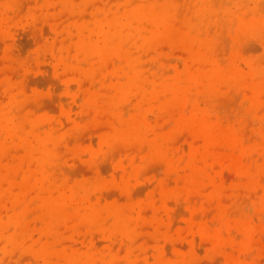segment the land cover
<instances>
[{"label":"bare ground","instance_id":"obj_1","mask_svg":"<svg viewBox=\"0 0 264 264\" xmlns=\"http://www.w3.org/2000/svg\"><path fill=\"white\" fill-rule=\"evenodd\" d=\"M94 1L93 4L92 0L89 3L94 5L96 2L97 4L98 0ZM100 1L97 5L100 4ZM112 1L110 0L109 4H107L108 0L107 2L101 1L105 4L96 6V11L99 13L96 14L94 10L91 17L88 16V18L90 17L88 20L84 18L85 10L82 18L80 12L83 11V8L79 3L80 6L75 11L76 18L73 17L74 15L72 16L75 20L61 28L58 26L60 22L58 25H54L56 37H60L62 53L66 51L68 54H73L74 61H68V67L73 69L78 81H82V78L87 80L85 94L88 105L95 110L97 115L101 110H106L109 113L106 120L108 132L104 133L105 135L102 133L103 137H101L102 134L99 136L100 139L98 138L96 141H99L97 146L93 143L95 146L90 147L89 145V148L71 147L62 122L50 121L49 123L45 116L30 111L27 108L29 103L27 106L22 104V100L30 95L14 79L15 75L12 73L13 71H10L11 69L9 72L14 75V78L9 77V73L8 77L0 78V264H138L139 260H150L149 255L145 256L144 252L146 251L138 249L141 244L137 243V239L140 238H136V233L138 227H141L139 222L144 220L145 213H148L147 216L150 217L151 210L148 206L152 199L136 204L132 201L131 193L125 186L128 176L130 175L131 178V175L140 169V162L137 164L135 163L137 159H132L133 161L128 163V168L123 163H117L124 170L121 169V175L118 174L121 172L114 171L118 178L113 176L114 173H106L112 175V179L104 178L101 175L102 171H100L101 173L97 171L93 177L90 175V178L79 177V171L84 167L80 162L78 163L81 165H75L77 168H71L73 172L79 169L77 171L79 176H76V173H72L69 166L67 167L63 162L85 159L91 163L94 157L97 156L100 159L101 156H105L100 160L103 161L111 152L109 151L111 144L118 143L122 146L131 144L144 159L157 157L167 161L171 168L177 166L183 159L178 162L174 157L175 152L172 149L174 148L172 144L175 142L172 141L171 134L161 129L164 123L161 122L162 125L159 126L151 120L153 114L150 113V109L153 106L159 109L167 107L169 110L174 108L170 111H176L179 107L178 111L181 107L183 111H185L184 108H190L188 115L179 114L177 116L176 125L193 130L200 128L203 131L210 110L203 101L212 100L217 89L223 87L222 84L241 74H246V76L250 74L253 81L257 77L264 79V60L247 57L248 55L243 57V54L235 52L229 56L226 64H223L225 63L224 59L220 60L221 57H217V52L221 53L224 48L222 47V39H224L222 37L226 32L231 35L233 41L231 42L237 49L241 43L243 46V41L245 42L247 38L259 37L264 42V6L261 9L264 0ZM35 2L36 6L30 9L25 4L29 3L26 0H0V19L4 36L9 37L12 26L24 24L28 18L34 20L41 16L49 18L50 20H47L51 21L50 13L45 11L50 5V0H36ZM64 2L65 6L70 7L77 3L75 0H64ZM89 3L87 6L91 5ZM261 3V8L255 7ZM28 27L31 30V24ZM22 33L25 35L24 32ZM161 40L162 42L163 40L171 42L173 45L189 43L187 48L190 45L192 53L189 60H191V64L185 62L187 65L179 71H176V68L175 71L174 69L170 70V67L168 69L163 65H159L157 68L155 64L153 66L154 62L151 63L150 60H154H149L148 52L155 50L157 47L150 50L152 45L159 44ZM170 46L172 47V44ZM181 49L186 50V47ZM13 51L14 49L6 46L3 51L6 56L4 60L8 58L11 66L15 64L23 66L24 61L18 56L15 57L17 53L14 54ZM53 51L57 50L53 49ZM222 53L228 54V52ZM111 56L117 57L123 65L115 67L117 64L113 62L115 66L113 65ZM245 66L247 71L243 68ZM1 72L3 73V71ZM113 75H117V78L122 76L123 79L114 80L116 77H112ZM72 78L74 79L73 76ZM202 95H205L206 98L202 99ZM85 107L89 109L86 105ZM154 108L153 113L155 112ZM91 112L92 115L94 111ZM175 113L177 115V111ZM149 114H152V118L149 117ZM99 115L101 116V113ZM208 117L210 118V116ZM158 118L157 120H159ZM214 129L216 130V128ZM134 148L127 149L128 151L126 150L125 153L130 151L129 154H133ZM139 154L133 156H139ZM198 156L192 155L193 162L191 165H187L189 174L183 177V182L190 183L199 180L195 183L200 184L201 178L205 177L202 162ZM97 157L95 161L99 162ZM234 157L236 158V156ZM118 169L120 170V168ZM101 170L104 171L105 168ZM108 183L123 188L127 193L125 202H121L119 197H117L118 199L113 197V194L110 196L108 192H105L108 194L103 193L106 191L104 188ZM31 194L38 198L40 208L42 207L39 217L43 225L40 222L42 226L39 232H35V226L28 219L30 216L28 205L31 204L27 205V198ZM34 201L37 202V200ZM146 208L148 212H146ZM35 210H38L37 207ZM67 218L84 223L92 236L102 234L101 236L105 238H103V242L108 241V244L100 247L96 238L97 243L90 239V241L87 240L89 242H85V245H80L81 247L77 246L75 239L68 245H63V242L67 240L63 239L62 227L66 224ZM68 222H72V220ZM153 225L156 226V222ZM143 226L142 230L145 229ZM159 228L162 229V225ZM150 229L153 232L154 229ZM68 230L66 231L68 232ZM159 232L162 233V231ZM117 238L122 240L126 249L123 247L122 249L120 247L122 245H117L121 243L117 242ZM100 239L102 240V237ZM115 239H117L115 244L113 242L112 244L117 248L111 244V241ZM163 248L156 249L155 264H172L171 260H167L164 256ZM23 251L34 257L35 261L31 259L30 262H23L22 259L25 257H20ZM146 253L148 254V252ZM29 254L26 258L28 256L31 258ZM12 256H15L14 259L8 260ZM154 256L153 258H155ZM145 261L142 263H148ZM151 263L153 264V262Z\"/></svg>","mask_w":264,"mask_h":264},{"label":"rangeland","instance_id":"obj_2","mask_svg":"<svg viewBox=\"0 0 264 264\" xmlns=\"http://www.w3.org/2000/svg\"><path fill=\"white\" fill-rule=\"evenodd\" d=\"M35 1L36 0H26V2L29 3L25 4L28 8L32 9L36 6ZM75 1L77 3L73 7H70L65 6L64 0H50V7L48 6L45 11L50 13L52 18L51 21L47 20L49 18L41 16L34 20L28 18L26 23L12 26L9 37L3 35L4 32L2 31L0 19V70L3 71V73L0 71V78L8 77V73L9 77L15 75V78H13L18 81L30 95L22 100L23 105L27 106L29 103V107L27 108L30 111L45 116L49 123L50 121L62 122L65 126L68 142L71 147L78 146L81 148H89V145L92 147L99 143V141H96L98 138L100 139L99 136L102 133L106 134L108 132L106 120L109 113L106 110H101L98 111L97 115L95 110L88 105L85 94L88 85L87 80L82 78L83 82L78 81L73 69L68 67L67 62L71 60L74 61L73 54H68L66 51L62 53L60 49V37H56L54 25H58L60 22L58 26L61 28L68 25L70 21L75 20L77 16L75 15V11H77L80 4H82L81 7L83 8L80 14L83 18L85 10L86 14L84 18L88 20L92 12H94V10L96 11L99 5L103 6L107 0H105V2H101L103 0H98L100 1L99 5H97L98 1L96 4L95 0V6L92 5L93 0L91 2L92 4L89 3L91 0ZM57 3H59L58 6ZM88 3L91 5L87 6ZM109 3H111L110 0H108L107 4ZM262 3L258 4L260 6L255 5V7L261 8L262 5L261 9H263L264 2ZM98 13L96 11V14ZM100 15H102V13H100ZM70 16L75 18L72 17V19ZM88 16L90 17L88 18ZM30 24L32 26L31 30L30 27H28ZM20 30L22 31L20 32ZM25 30H28V32H25ZM22 32H24L25 35H23ZM230 36L231 35L227 32L223 34L222 38L224 39H222V42L224 45L222 43V47L224 48H222L221 53L217 52V57H221L220 60L224 59L223 61L225 63L223 64H226L229 56L235 52L241 55L243 54V57L248 55L247 57H255L262 61L264 60V42L261 38H247L245 42L243 41V46L241 43L237 49V47L233 46L232 37ZM20 39L22 40L20 41ZM54 43L57 44L55 45ZM170 44H172V47ZM185 44L178 43L174 44V46L171 42H167L166 40L162 42L161 40L159 44L152 45L150 50H152L153 47H157L155 50L150 51L148 49V51H150L148 52V58L149 60H154H150V62H154L153 66L155 64L156 68L159 65H163L168 69L170 67V70L174 69L175 71V68L176 71H179V69L183 70L187 64H191V60L189 59L192 53L189 47L190 45L187 48L189 43ZM6 46L14 49V54H19H16L15 57L18 56L24 61L23 66H17L16 64L11 66L9 65L8 58L4 60L6 56L3 51ZM183 47H186V50H182L181 48ZM53 49L57 51L54 52ZM159 49L162 51L160 52ZM182 51L185 55L182 54ZM222 52H228V54L225 53V55ZM179 55L182 60L184 59V62L180 59ZM111 57H113L111 58L112 63L114 62L117 64L115 66L113 63L115 67L123 65L117 57ZM25 62L27 63L25 64ZM185 62H187V64ZM241 65L243 66V64ZM243 68L247 71L246 66ZM9 69H11V72L13 71L12 73L14 75L9 72ZM72 73L74 75H71ZM245 76L246 74H241L240 76L230 78L225 84H222V88L217 89V93L212 100H208V102L207 100L203 101L210 109L207 114L210 118L207 116L205 120V129L203 131H201L200 128L198 130H193L192 128L178 127L176 125L177 123L175 120L179 114H189L188 110L190 111V108L188 107V109L184 108L187 113L183 111L182 107V110L180 109L179 111L178 109L180 107L177 109L175 108L177 115L175 113L176 111H170L174 108H170L169 110L167 107L159 109L153 106L152 109H150V113L153 114H151L153 118L149 114V117L152 118L151 120L155 121L159 126L162 125L161 122L164 123L161 129L171 134L172 141L175 142V144L173 143L174 146L172 144V147H174L172 149L175 152L174 157L178 162L183 159L180 162L181 164L179 163L177 166L171 168L167 161L157 157L144 159L137 153L131 144L122 146L118 143L111 144L109 151L115 152H112V155H110L111 152H108L110 156L107 155L108 157L103 160L104 162L100 160L105 156H101L100 159L96 156L99 162L95 161L96 157H94L91 163H88L85 159H77L78 161L68 160L66 163L63 162L67 167L69 166L70 171L75 165L78 166L82 164L81 166H84L83 168L79 167L82 169V172L79 171L80 176L77 174L79 169L77 171H75V169V172H73L72 169L71 172L74 174L76 173V176L90 178V175L93 177L97 171L99 173L102 171L103 174L101 175L107 179H112V175L110 176L108 174L114 173L113 176L116 178L118 177L115 172H121L118 173L119 175L122 174L124 169L117 163H123L124 166L128 168L129 162L136 159L137 161L135 163L140 162V169L138 172L131 175V178L130 175L128 176V182L125 185L129 193H133L132 195L130 194V196L134 203L140 204V202L142 203L145 200L152 199L150 206H148L151 210H149L150 217L147 216L148 213H145L144 220L139 222V226L141 227L144 224L150 227L146 228V226H143V228L145 227L144 230L138 227L136 233V238H140L137 239V243L139 242L142 245L138 244L140 248L142 247L138 249L148 252V254L146 252L144 253L146 257L149 255L148 258L150 260H144L148 263H142L144 262L143 259L142 261L138 259L140 261L137 262L138 264H152L151 262L155 264L157 257L156 249L160 247H164L163 249L166 253H164V256L167 260H171L172 264H264V79H262V77H257L255 81H253L250 74ZM112 77H116L114 80L118 78L123 79L122 76L117 78V75H113ZM79 82L82 84H80L81 86ZM201 97L202 99L206 98L205 95ZM83 98L84 100H82ZM85 105L89 107V109L86 108ZM153 108L155 111L154 113L152 111ZM87 110H90V112L92 111L91 113L94 111L95 114L93 113L91 115ZM100 113L101 116L99 115ZM157 118L159 120H157ZM214 128H216V130ZM103 134L101 137L105 135ZM93 143H95V145ZM120 146L125 148H121ZM132 148H134V152L131 151L133 154H129L130 151L125 153L127 149L131 150ZM138 154L139 156H133ZM193 154L197 156L199 154L198 157L202 162L205 173V177L203 176V178H201L200 184L195 183V181L199 180L191 181L190 183L183 182V177L189 174L187 173L189 172L187 165L192 164ZM234 156H236V158ZM141 158L144 159V161H141ZM65 165L64 167H66ZM77 166L75 168H77ZM86 166L90 167L87 168ZM103 168H105L104 171L101 170ZM118 168H120V170ZM104 190L106 191L103 193L108 192L110 196L113 194V197H119L121 202H125L127 199V193H125L122 187L108 183ZM36 198L37 197L33 194L27 198V205L31 204L28 205V212L30 213L28 219L32 222V225L35 226V232H39L43 225L39 217L42 207L40 208V201ZM34 200H37V202ZM36 207L38 210H35ZM147 210L146 208V212H148ZM71 220L72 222H68ZM154 220L156 226L153 225L155 223ZM161 225L162 229H160L161 227L159 228ZM69 228H71V230H68ZM150 228L154 229L153 232ZM62 230L64 232L63 239L69 240V242H63V245H68L74 239L79 247L85 245V242H89L90 239L93 241L95 240L94 242L98 239L97 242L100 247L108 244V241L103 242L104 237L101 236L102 234L100 235L95 232L102 237V240L100 236H95V234L92 236L84 223L75 221L72 218H67L66 224L62 227ZM66 230H68V232ZM159 231H162V233ZM117 239L111 241V244L112 242H116ZM82 240L84 241L82 242ZM118 240L117 242L121 243L116 244L119 246L122 245L120 247L126 249L124 246L125 244H122V240ZM78 241L80 243H77ZM112 246L117 248L116 245L112 244ZM27 254L29 253L23 251L20 255L22 258L25 257L22 259L25 263L34 259L30 254L31 258H29V256V259L26 258ZM124 254L125 252L123 255ZM153 256L155 258H153ZM14 257L15 256H12V258L8 260L12 261Z\"/></svg>","mask_w":264,"mask_h":264}]
</instances>
